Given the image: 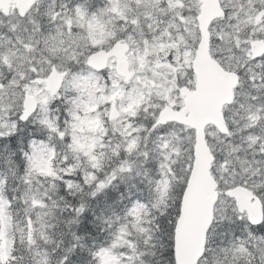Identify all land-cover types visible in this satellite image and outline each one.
I'll return each instance as SVG.
<instances>
[{
    "label": "snow or ice",
    "instance_id": "obj_1",
    "mask_svg": "<svg viewBox=\"0 0 264 264\" xmlns=\"http://www.w3.org/2000/svg\"><path fill=\"white\" fill-rule=\"evenodd\" d=\"M0 264H264V0H0Z\"/></svg>",
    "mask_w": 264,
    "mask_h": 264
}]
</instances>
